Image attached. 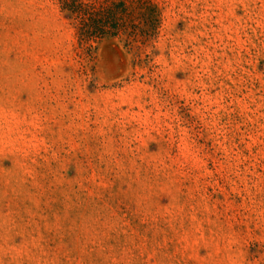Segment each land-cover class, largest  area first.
Masks as SVG:
<instances>
[{"label":"rangeland","instance_id":"374dc122","mask_svg":"<svg viewBox=\"0 0 264 264\" xmlns=\"http://www.w3.org/2000/svg\"><path fill=\"white\" fill-rule=\"evenodd\" d=\"M0 264H264V0H0Z\"/></svg>","mask_w":264,"mask_h":264}]
</instances>
